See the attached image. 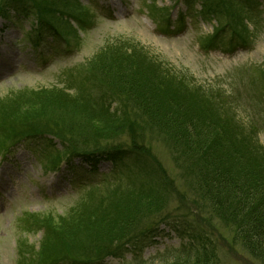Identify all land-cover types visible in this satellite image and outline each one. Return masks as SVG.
I'll list each match as a JSON object with an SVG mask.
<instances>
[{
	"label": "trees",
	"instance_id": "trees-1",
	"mask_svg": "<svg viewBox=\"0 0 264 264\" xmlns=\"http://www.w3.org/2000/svg\"><path fill=\"white\" fill-rule=\"evenodd\" d=\"M13 1L36 15L40 30L62 38L75 32L69 17L87 23L79 0ZM198 1L205 16H230L246 39L248 25L238 15L242 0ZM9 2L0 0V16H8ZM153 5H147L151 11ZM137 45H107L78 67L79 77L69 75L64 89L0 98V153L22 139L50 135L61 143L56 167L75 158L114 165L131 158L149 178L96 187L63 214L25 216V232L43 233L38 245L18 240L21 264H98L130 251L136 259L129 264H220L215 228L210 234L187 216L219 220L231 241L264 264V147L256 127L248 129L224 100L217 103L221 89L191 81ZM147 132L163 138L175 175L155 155ZM172 193L176 206L169 202ZM163 225L186 241L157 258L140 257L145 240L162 234Z\"/></svg>",
	"mask_w": 264,
	"mask_h": 264
},
{
	"label": "rangeland",
	"instance_id": "rangeland-1",
	"mask_svg": "<svg viewBox=\"0 0 264 264\" xmlns=\"http://www.w3.org/2000/svg\"><path fill=\"white\" fill-rule=\"evenodd\" d=\"M80 1L79 11L83 12L87 23L82 26L83 22L77 19L68 20L75 29L68 42L39 32L42 39L38 40L36 16L26 14L22 6L10 1L8 17H0V98L25 89L36 91L54 85L64 89L69 75L78 76V67L84 69L89 59L107 45L135 42L173 71L189 75L191 81L221 89L225 94L217 103L224 100L248 129L256 127V136L264 147V0L243 1L241 13L251 18L246 34L249 44H236L226 51L223 46L233 41L231 24L224 33V39L220 40L222 50L215 47L218 43L206 48L200 46L230 17H219V21L211 16L201 17L202 6L198 0L184 3L181 0ZM151 1L154 3L152 11L147 6ZM190 5L194 10L188 9ZM167 9L171 24L185 23L184 27L178 26L179 30L173 35H169L171 29L164 17ZM69 89L65 91L74 92V89ZM101 89H94L93 95L100 94ZM152 133L147 132L146 136L154 145L155 155L164 168L175 175L163 138ZM60 146L55 140L29 138L0 157V264H21L17 240L25 238L29 244H39L43 231H24L23 223L28 214H63L96 187L103 189L105 185L116 183L127 186L132 180L149 179L131 158L116 165L108 160L101 161L96 172L91 164L79 159L72 165L64 163L61 169L55 170L51 160L56 158L54 151ZM177 198L176 193L171 194V206L178 204ZM187 218L192 223L203 225L208 233L209 227L215 228L220 264H263L252 258L241 243L231 241L232 233L219 220L208 221L206 217L201 220L197 216ZM164 229L160 236L146 242L139 256L157 258L186 241L168 227ZM132 257L133 252H130L122 259L109 258L98 264H128L135 259Z\"/></svg>",
	"mask_w": 264,
	"mask_h": 264
}]
</instances>
